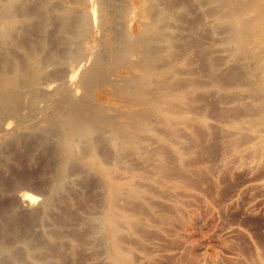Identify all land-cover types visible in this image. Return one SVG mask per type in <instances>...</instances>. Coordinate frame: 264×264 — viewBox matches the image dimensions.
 Listing matches in <instances>:
<instances>
[{
    "label": "rangeland",
    "instance_id": "rangeland-1",
    "mask_svg": "<svg viewBox=\"0 0 264 264\" xmlns=\"http://www.w3.org/2000/svg\"><path fill=\"white\" fill-rule=\"evenodd\" d=\"M9 1L0 0V15L8 17L0 19V89L6 86L9 94L14 89L20 93L15 98L11 95L8 102L0 101L9 107L5 111L10 110L3 112L0 105V131L4 122L10 121L11 126L0 132V264H264V0H96L95 22L86 0H53L55 4L52 0H17L20 5L16 2L10 14ZM239 4L250 18L233 26L235 33L227 15L232 5ZM103 15H107L105 20ZM70 63H81L71 83L67 79ZM9 78L13 80L4 84ZM80 100L100 109L106 106L102 116L113 117V122L111 126L103 122L94 129L96 135L85 133L67 145L65 128L59 122L61 107L72 101L80 104ZM146 100L151 106L147 107ZM138 108L149 110L152 120L148 118L147 128L145 124L132 126ZM13 110L16 115L12 116ZM123 121L125 127L120 129ZM111 127L120 129V134ZM105 166L114 168L120 177L128 178L134 171L133 182L144 188L147 207L153 212L160 210L161 199H178L171 202L174 219L165 225L150 215V230L143 232L139 227L134 234L132 229V235L121 228V250L116 251L106 221L109 183ZM24 193L36 201L26 202ZM183 226L191 236H184Z\"/></svg>",
    "mask_w": 264,
    "mask_h": 264
},
{
    "label": "bare ground",
    "instance_id": "bare-ground-1",
    "mask_svg": "<svg viewBox=\"0 0 264 264\" xmlns=\"http://www.w3.org/2000/svg\"><path fill=\"white\" fill-rule=\"evenodd\" d=\"M25 1V0H24ZM34 1V0H33ZM42 1V0H41ZM75 1H77V0H75ZM81 1V0H80ZM98 2H99V0H97ZM106 1V0H105ZM115 1V0H114ZM134 1V0H133ZM136 1V0H135ZM143 1H145V0H143ZM148 1V0H147ZM154 1V0H153ZM212 1V0H211ZM223 1H225V0H223ZM230 1V0H229ZM232 1V0H231ZM4 2H5V0H4ZM3 2V3H4ZM18 3V1L17 0H10L9 1V3H10V5L8 6V8H7V12L10 14V13H13L12 12V10H14V5H15V3ZM20 3H21V1H19ZM35 2V1H34ZM34 2H33V4H34ZM39 2H40V0H39ZM52 2H53V0H52ZM72 2H74V1H72ZM72 2H70V3H72ZM82 2V1H81ZM83 2H84V0H83ZM86 2H87V4H88V6H89V13L92 15V18H93V21L95 22V20H96V15L97 14H95V13H97V12H95L96 10V0H86ZM103 2V1H102ZM107 2V1H106ZM110 2V1H109ZM141 2V1H140ZM151 2H152V0H151ZM245 2H246V0H245ZM244 2V3H245ZM16 3V4H17ZM22 3H24L23 1H22ZM45 1H44V5H45ZM49 3V2H48ZM54 4H55V2H53ZM52 3V4H53ZM75 3V2H74ZM74 3H72V4H74ZM78 3V2H77ZM108 3V2H107ZM127 3H128V1H127ZM131 3V2H130ZM136 3V2H135ZM138 3V2H137ZM147 3V2H146ZM150 2H148L146 5H148ZM153 3V2H152ZM215 3V2H214ZM219 3V2H218ZM217 3V4H218ZM237 3H239V2H237ZM237 3H234V4H237ZM19 4V3H18ZM26 4H28V2L26 3ZM30 4V3H29ZM32 4V3H31ZM38 4V3H37ZM42 4V5H43ZM51 4V5H52ZM57 4V3H56ZM76 4V3H75ZM99 4V3H98ZM138 4H140V3H138ZM137 4V8H138V5ZM223 4V3H222ZM226 4V3H225ZM248 4H249V2H248ZM253 4V3H252ZM20 5V4H19ZM25 5V4H24ZM35 5V4H34ZM71 5V4H70ZM79 5V4H78ZM101 5V4H100ZM109 5V4H108ZM108 5H107V7H108ZM145 5V4H144ZM143 5V7L145 8V6ZM150 5H152V4H150ZM231 5V4H230ZM238 5V4H237ZM241 4H239V6H231L232 8H231V13L229 14V15H227V17L229 18L228 20H230V26H232V28H233V26L236 28V27H238L239 25L237 24V23H239V21H242L243 20V22H244V20L246 19H249L250 17H248V15H247V17L246 16H244V13L246 14L247 12L245 11L244 12V10L243 9H246L245 8V6H244V8H243V6L241 7L240 6ZM251 5V4H250ZM18 6V5H17ZM67 6H69V5H67ZM76 6V5H75ZM102 6V5H101ZM128 6V5H127ZM134 6V5H133ZM141 6V5H140ZM6 7V6H5ZM22 6H20V8H21ZM28 7V6H27ZM31 7H32V5H31ZM35 7V6H34ZM53 7V6H52ZM129 7V6H128ZM20 8H19V6H18V9L20 10ZM24 8V7H23ZM23 8H21L22 10H23ZM36 8H37V6H36ZM35 8V10H37ZM40 8V7H39ZM50 8V7H49ZM57 8V7H56ZM56 8H54V9H56ZM63 8H65V7H63ZM70 8V7H69ZM105 8V7H104ZM139 8H141V7H139ZM138 8V9H139ZM148 8H150V6L148 7ZM46 10L48 9V7L47 8H45ZM50 9H52V8H50ZM53 9V10H54ZM60 9V8H59ZM109 9H110V7H109ZM126 9V8H125ZM132 9V8H131ZM134 9H135V7H134ZM229 9V8H228ZM17 10V9H16ZM31 10V9H30ZM30 10H28L29 12L28 13H30ZM52 10V11H53ZM66 10H68V9H65V11ZM100 10V9H99ZM98 10V11H99ZM102 10V9H101ZM104 10V9H103ZM136 10V9H135ZM140 11H141V9H139ZM144 10H147V8L146 9H144ZM154 10V9H153ZM152 10V11H153ZM156 10V9H155ZM247 10V9H246ZM4 11V10H3ZM6 11V10H5ZM24 11V10H23ZM22 11V12H23ZM39 11H41V10H39ZM43 11V10H42ZM49 11V10H48ZM47 11V12H48ZM51 11V10H50ZM58 11V10H57ZM111 11V10H110ZM109 11V12H110ZM123 11V10H122ZM128 11V10H127ZM138 11V10H137ZM148 12H150V10H147ZM16 12V11H15ZM19 12V11H18ZM38 12V11H37ZM44 12V11H43ZM85 12V11H84ZM107 12V11H106ZM126 12V11H125ZM23 13H25V12H23ZM28 13H25L26 14V16H28ZM33 13V12H32ZM32 13H31V16H32ZM35 13V12H34ZM41 13V12H40ZM66 13H68V12H66ZM87 13V12H86ZM130 13H132V12H130ZM20 14V13H19ZM22 14V13H21ZM38 14V13H37ZM44 14V13H43ZM42 14V15H43ZM47 14V13H46ZM62 14V13H61ZM60 14V15H61ZM103 14V13H102ZM127 14V13H126ZM136 14V13H135ZM5 16V18H4V16ZM3 15H0L1 17H0V19H2V18H4V19H7L6 18V15L5 14H3ZM15 15V14H14ZM34 15V14H33ZM45 15V14H44ZM101 15V14H100ZM140 15V14H139ZM145 15V14H144ZM147 15H148V13H147ZM147 15H146V17H143V18H147ZM150 15H153V14H150ZM10 16V15H9ZM11 16H12V14H11ZM22 16V15H21ZM41 16V15H40ZM47 16V15H46ZM50 16V15H49ZM52 16V15H51ZM55 16H57V15H55ZM62 16H63V14H62ZM113 16V15H112ZM250 16V15H249ZM13 18L14 17H16V16H12ZM38 17V16H37ZM65 17V16H64ZM63 17V18H64ZM84 17V16H83ZM101 17H102V15H101ZM244 17H246V18H244ZM35 18V17H34ZM42 18V17H41ZM47 18V17H46ZM48 18H50V17H48ZM75 18V17H74ZM107 18V15H103V19L105 20ZM111 18V17H110ZM150 18V17H149ZM148 18V19H149ZM153 17H151V19H152ZM4 19H3V21H4ZM23 19H24V16H23ZM25 19H26V17H25ZM28 19H30L29 21H31L32 19H33V17H32V19L29 17ZM40 19V18H39ZM90 19V18H89ZM113 19V18H112ZM119 19V18H118ZM120 19H122V18H120ZM125 19H126V17H125ZM129 19H130V17H129ZM128 19V20H129ZM37 20V19H36ZM48 20V19H47ZM53 20V19H52ZM51 20V21H52ZM103 20V23L105 22ZM114 20H116V19H114ZM145 20V19H144ZM227 20V19H226ZM245 20V21H246ZM8 21V23L10 22V21H12L11 20V18H10V20L8 19L7 20ZM18 21V20H17ZM16 21V22H17ZM20 21H22V19H20ZM42 21V20H41ZM46 21V20H45ZM51 21H49V22H51ZM87 21H88V19H87ZM102 21V20H101ZM107 21V20H106ZM112 21V20H111ZM140 21V20H139ZM248 21H250V20H248ZM258 21V20H257ZM5 22H6V20H5ZM14 22V21H13ZM15 22V23H16ZM47 23H49L48 21H46ZM121 22V21H120ZM127 22H129V21H127ZM131 22V21H130ZM136 22H137V20H136ZM247 22V21H246ZM251 22V21H250ZM250 22H248V25H246V26H249V23ZM262 22H263V20H262ZM262 22H261V24H262ZM7 23V22H6ZM10 23H12V22H10ZM9 23V24H10ZM23 23H24V21H23ZM22 23V24H23ZM25 23H26V20H25ZM27 23H28V21H27ZM27 23H26V25H27ZM34 23V22H33ZM62 23V22H61ZM102 23V24H103ZM112 23H114V22H112ZM1 24V23H0ZM18 24V23H17ZM19 24H21V23H19ZM35 24H36V22H35ZM38 24V23H37ZM50 24H52V23H50ZM68 24H71V23H68ZM106 24H107V22H106ZM239 24H241L242 25V23H239ZM34 25V24H33ZM32 24L30 25V27L31 26H33ZM39 25V24H38ZM64 25V24H63ZM62 25V26H63ZM114 25V24H113ZM132 25V24H131ZM25 26V25H24ZM24 26H23V28H24ZM51 26V25H50ZM65 26V25H64ZM64 26H63V28H64ZM70 26H72V25H70ZM156 26H157V24H156ZM229 26V25H228ZM245 26V27H246ZM252 26H253V24H252ZM252 26H250V27H252ZM0 27H1V25H0ZM4 27V26H3ZM16 27V26H15ZM26 27V26H25ZM28 27V26H27ZM29 27V28H30ZM35 27V26H34ZM40 27V26H39ZM42 27V26H41ZM52 27V26H51ZM67 27H69V25L67 26ZM142 27V26H141ZM144 27V26H143ZM142 27V28H143ZM2 28V27H1ZM22 28V29H23ZM36 28H38V27H36ZM48 28V27H47ZM66 28V27H65ZM71 28V27H70ZM69 28V30H71ZM152 28V27H151ZM150 28V29H151ZM263 28V27H262ZM7 29V28H6ZM15 29V28H14ZM28 29V28H27ZM34 29V28H33ZM42 29V28H41ZM61 29H62V27H61ZM86 29H88V28H86ZM145 29V28H144ZM230 29V31H231V28H229ZM239 29V28H238ZM240 29H242L241 27H240ZM3 30V29H2ZM36 30H39V29H36ZM63 30V29H62ZM68 30V29H67ZM103 30H106V27H105V29H103ZM152 30V29H151ZM233 30H235V33H236V30L237 29H234L233 28ZM232 30V31H233ZM244 30V29H243ZM4 31V30H3ZM6 31V30H5ZM4 31V32H5ZM23 30H21V31H19V32H22ZM35 31V30H34ZM126 31V30H125ZM140 31V30H139ZM2 32V31H1ZM37 32V31H36ZM39 33H43L44 34V32L43 31H38ZM38 32H37V34H38ZM46 32H48L47 34H49L50 32H49V30L47 31V29H46ZM84 32V31H83ZM105 32V31H104ZM127 32V31H126ZM234 32V31H233ZM9 33V32H8ZM7 33V34H8ZM10 33H12V32H10ZM9 33V34H10ZM70 33V32H69ZM106 33V32H105ZM107 33H109V32H107ZM130 33V32H129ZM143 33V32H142ZM147 33V32H146ZM153 33V32H152ZM239 33V32H238ZM104 34V33H103ZM132 34V33H131ZM140 34V33H139ZM232 34V33H231ZM234 34V33H233ZM240 34H241V32H240ZM239 34V35H240ZM3 35V34H2ZM2 35H1V37H2ZM40 35V34H39ZM110 35V34H109ZM147 35V34H146ZM236 35H238V34H236ZM235 35V37H238V36H236ZM244 35V34H243ZM7 36V35H6ZM9 36V35H8ZM38 36V35H37ZM49 36V35H48ZM83 36H84V34H83ZM104 36H105V34H104ZM107 36V35H106ZM125 36V35H124ZM132 36V35H131ZM135 36V35H134ZM148 37H149V35H147ZM11 37V36H10ZM9 37V38H10ZM27 37H30V36H27ZM34 37V36H33ZM42 38H44L43 36H41ZM40 37V38H41ZM47 37V36H46ZM161 37V36H160ZM242 37H244V36H242ZM5 38H7V37H5ZM15 38V37H14ZM23 38V37H22ZM39 38V37H38ZM101 38V37H100ZM104 38V37H103ZM137 38V37H136ZM233 38V37H232ZM232 38H230V39H232ZM239 38V37H238ZM237 38V39H238ZM2 38H0V40H1ZM24 39H26V38H24ZM37 39V38H36ZM127 39V38H126ZM125 39V40H126ZM163 39V38H162ZM240 39V38H239ZM6 40V39H5ZM28 40V39H27ZM31 40V39H30ZM93 40V39H92ZM103 40V39H102ZM136 40V39H135ZM140 40V39H139ZM233 40V39H232ZM7 41V40H6ZM34 41V40H33ZM41 41H44V40H41ZM8 42V41H7ZM7 42H5V43H7ZM11 42H12V40H11ZM14 42H19V41H14ZM23 42V41H22ZM29 42V41H28ZM46 42V41H45ZM51 42V41H50ZM108 42V41H107ZM10 43V42H9ZM24 43V42H23ZM33 43V42H32ZM34 43H35V41H34ZM119 43V42H118ZM137 43H139V42H137ZM149 43V42H148ZM12 44V43H11ZM18 44V43H17ZM20 44V43H19ZM42 44V43H41ZM94 44V43H93ZM151 44V43H150ZM149 44V45H150ZM30 45V44H29ZM127 45V44H126ZM15 45L13 44V47H14ZM24 46V45H23ZM41 46V45H40ZM45 46V45H44ZM1 47V46H0ZM43 47V46H42ZM129 47V46H128ZM138 47V46H137ZM145 47V46H144ZM17 48V47H16ZM31 48V47H30ZM145 48H147V47H145ZM150 48V47H149ZM7 49V48H6ZM5 49V50H6ZM115 48H113V50H114ZM117 49V48H116ZM8 50V49H7ZM25 50V49H24ZM32 50V52H33V49H31ZM36 50H38V49H36ZM112 50V51H113ZM141 50V49H140ZM151 50V49H150ZM154 50V49H153ZM11 52V51H10ZM23 52V51H22ZM24 52H26V50L24 51ZM28 52V51H27ZM41 52V51H40ZM114 52V51H113ZM133 52V51H132ZM142 52V51H141ZM151 52V51H150ZM7 53H9V52H7ZM125 53V52H124ZM128 53V52H127ZM146 53H147V51H146ZM11 54V53H10ZM31 54V53H30ZM92 54V53H91ZM129 54V53H128ZM29 55V54H28ZM97 55V54H96ZM125 55V54H124ZM135 55V54H134ZM10 56V55H9ZM36 56V55H35ZM104 56V55H103ZM146 56V55H145ZM23 57H25V56H23ZM41 57V56H40ZM43 57V56H42ZM119 57H121V56H119ZM127 57V56H126ZM4 58V57H3ZM27 58V57H26ZM35 58H37V57H35ZM53 58V57H52ZM52 58H50V59H52ZM86 58V57H85ZM129 58H130V56H129ZM9 59V58H8ZM22 59V58H21ZM38 59V58H37ZM88 59V58H87ZM104 59V58H103ZM114 59V58H113ZM131 59H132V57H131ZM25 60V58L22 60V61H24ZM32 60H34V59H32ZM47 60V59H46ZM90 60V59H89ZM120 60V59H119ZM129 60V59H128ZM137 60V59H136ZM6 61V60H5ZM4 61V62H5ZM45 61V60H44ZM87 61V60H86ZM94 61V60H93ZM134 61V60H133ZM138 61V60H137ZM153 61V60H152ZM9 62H12L13 63V61H9ZM25 62H26V60H25ZM24 62V63H25ZM33 62V61H32ZM46 62V61H45ZM51 62V61H50ZM78 62V61H77ZM81 62V61H80ZM97 62V61H96ZM127 62H129V61H127ZM132 62V61H131ZM136 62V61H135ZM47 63V62H46ZM55 63V62H54ZM73 63V62H72ZM82 63V62H81ZM81 63H76L75 65H72L71 63V71L69 72V74L67 75L68 76V81L71 83L72 81H73V79L75 78L74 76H76L75 74H77L78 72H77V70H79V68L81 67ZM84 63V62H83ZM87 63V62H86ZM98 63H99V61H98ZM123 63V62H122ZM137 63V62H136ZM142 63V62H141ZM148 63V62H147ZM169 63V62H168ZM1 64V63H0ZM39 64V63H38ZM68 64V63H67ZM155 64H157V63H155ZM2 65V64H1ZM13 65V64H12ZM26 65V64H25ZM29 65H31V64H29ZM29 65H28V68H29ZM33 65H34V63H33ZM42 65V64H41ZM84 65H85V63H84ZM95 65H96V63H95ZM167 65H169V64H167ZM5 66H6V64H5ZM13 66H15V65H13ZM67 66V65H66ZM83 66V65H82ZM100 66V65H99ZM115 66V65H114ZM18 67V66H17ZM97 67V66H96ZM120 67H122V66H120ZM132 67H134V66H132ZM131 67V68H132ZM142 67V66H141ZM10 68H13V67H11L10 66ZM15 68V67H14ZM34 68V67H33ZM41 68H42V66H41ZM101 68V67H100ZM125 68V67H124ZM3 69V68H2ZM37 69V68H36ZM91 69H93V68H91ZM155 69V68H154ZM153 69V70H154ZM4 70V69H3ZM8 70H9V67H8V69H7V73H8ZM12 70V69H11ZM15 70V69H14ZM14 70H12V71H14ZM27 70V69H26ZM39 70H40V68H39ZM113 70V69H112ZM132 70H134V69H132ZM11 71V72H12ZM17 71H20V70H17ZM36 71V70H35ZM155 71V70H154ZM153 71V72H154ZM160 71V70H159ZM9 72H10V70H9ZM16 72V71H15ZM93 72V71H92ZM112 72V71H111ZM115 72V71H114ZM136 72H138V71H136ZM136 72H135V75H136ZM140 72V71H139ZM144 72V71H143ZM150 72H151V69H150ZM157 72V71H156ZM161 72V71H160ZM5 73V72H4ZM30 73V72H29ZM35 74H36V76H37V73L36 72H34ZM90 73V72H89ZM131 73V72H130ZM129 73V74H130ZM172 73V72H171ZM12 74H13V72H12ZM15 74V73H14ZM24 74V73H23ZM22 74V76H24ZM46 74V73H45ZM102 74V73H101ZM106 74V73H105ZM117 74V73H116ZM133 74H134V71H133ZM132 74V75H133ZM175 74V73H174ZM5 75V74H4ZM9 75V74H8ZM33 75V74H32ZM121 75V74H120ZM125 75H127L126 74V72H125ZM131 75V74H130ZM131 75V76H132ZM139 75H140V73H139ZM138 75V76H139ZM146 75V74H145ZM21 76V75H20ZM21 76V77H22ZM42 76V75H41ZM89 76H91V75H89ZM101 77H102V75H100ZM114 76V75H113ZM116 76V75H115ZM117 76H118V74H117ZM160 76V75H159ZM166 76H167V74H166ZM2 77V76H1ZM13 76H11V78H12ZM30 77H32V76H30ZM38 77V76H37ZM85 77V76H84ZM119 77H121V76H119ZM125 77V76H124ZM134 77V76H133ZM11 78H9L10 80L9 81H3L4 82V84H6V83H9L11 80H13L14 79V77H13V79H11ZM23 78V77H22ZM42 78V77H41ZM99 78V77H98ZM111 78H112V76H111ZM115 78V77H114ZM113 78V79H114ZM122 78V77H121ZM2 79H4V78H2ZM16 79H18V78H16ZM100 79V78H99ZM102 79H104L105 80V78L103 77ZM107 79V78H106ZM117 79V78H116ZM120 79V78H119ZM124 79V78H123ZM126 79V78H125ZM129 80H130V78H128ZM168 79V78H167ZM19 80V79H18ZM18 80H16V81H18ZM101 80V79H100ZM122 80V79H121ZM129 80H126V81H129ZM135 80V79H134ZM22 80H20V82H21ZM26 81V80H25ZM25 81H23V83L25 82ZM37 81V80H36ZM35 81V82H36ZM67 81V82H68ZM80 81V80H79ZM83 81V80H82ZM103 81V80H102ZM109 81V80H108ZM110 81H112V80H110ZM131 81H132V79H131ZM140 81V80H139ZM15 82V81H14ZM27 82V81H26ZM32 82V81H31ZM86 82V81H85ZM94 82V81H93ZM113 82H116V81H113ZM120 83H121V81H119ZM130 82V81H129ZM128 82V83H129ZM138 82V81H137ZM86 83H88V82H86ZM85 83V84H86ZM104 83V82H103ZM109 83V82H108ZM131 83H133V82H131ZM1 84L2 85H4L2 82H1ZM17 84V83H16ZM21 83H19V85H20ZM25 84V83H24ZM34 84V83H33ZM32 84V85H33ZM42 84H44V83H42ZM49 84V83H48ZM106 84H107V82H106ZM112 84V83H111ZM114 84V83H113ZM170 84V83H169ZM18 85V84H17ZM16 85V87L17 88H19L18 86ZM87 85V84H86ZM104 85V84H103ZM122 85V84H121ZM140 85V84H139ZM143 85V84H142ZM15 86V85H14ZM24 86V85H23ZM28 86V88H29V85H27ZM39 86V85H38ZM73 86V85H72ZM75 86V85H74ZM73 86V87H74ZM89 86H91L90 84H89ZM120 85L118 84V87H119ZM132 86V85H131ZM2 87V86H1ZM6 88V86H3L2 87V89H5ZM78 87V86H77ZM117 87V88H118ZM162 88H163V85L161 86ZM30 88H32V87H30ZM34 88V87H33ZM32 88V90H34ZM45 88V87H44ZM101 88V87H100ZM107 88V87H106ZM116 88V87H115ZM134 88H136V87H134ZM134 88L132 89V90H134ZM139 88V87H138ZM2 89H0V101H2V100H5V102L7 101H9L10 99H12V98H10L9 99V97L11 96V95H14L13 96V98H15V96H18L19 95V93H20V91H18V90H16V89H14L13 90V93L12 94H9V92H7V88L5 89V90H3L2 91ZM113 89V88H112ZM145 89V88H144ZM153 89V88H152ZM20 90V89H19ZM75 90H76V88H75ZM87 89H85V91H86ZM89 90V89H88ZM92 90V89H91ZM94 90V89H93ZM125 90V89H124ZM124 90H121V91H124ZM131 90V91H132ZM25 91V90H24ZM84 91V92H85ZM107 91V90H106ZM110 91V90H109ZM118 91V90H117ZM145 91V90H144ZM153 90H151V92H152ZM23 92V91H22ZM39 92V91H38ZM72 92V91H71ZM129 92V91H128ZM133 92V91H132ZM25 93V92H24ZM29 93V92H28ZM73 93V92H72ZM77 93V92H76ZM111 93V92H110ZM119 93V92H118ZM126 93V92H125ZM134 93H135V90H134ZM150 93V92H149ZM9 94V95H8ZM86 95H87V93H85ZM121 94V93H120ZM124 94V93H123ZM161 94V93H160ZM159 94V96H161V97H163L162 95H160ZM26 95V94H25ZM74 95V94H73ZM91 95V94H90ZM117 95V94H116ZM119 95V94H118ZM151 95V94H150ZM163 95H165V94H163ZM35 96H37L36 94H35ZM70 96V95H69ZM78 96V95H77ZM127 96V95H126ZM125 96V97H126ZM152 96V95H151ZM158 95L156 94V97H157ZM175 95H173V97H174ZM12 97V96H11ZM80 97V96H79ZM88 97V96H87ZM108 97V96H107ZM118 97V96H117ZM122 97V96H121ZM153 97V96H152ZM185 97V96H184ZM29 98V97H28ZM33 98V97H32ZM94 98H96V97H94ZM94 98H92L91 100H93ZM128 98V97H127ZM165 97H163V99H164ZM8 99V100H7ZM72 99V98H71ZM89 99V98H88ZM110 99V98H109ZM112 99V98H111ZM126 99V98H125ZM147 99H148V97H147ZM158 99V98H157ZM177 99V98H176ZM38 100V99H37ZM79 100V99H78ZM83 100V99H82ZM82 100H80V104L78 103V101L76 102V101H72V103L70 104V105H68V106H66V107H61V119L59 120V122H60V124H62L63 126H64V128H65V131H64V138H65V141H66V143H64V144H67V145H70L71 143L73 144V140L74 139H77V137L78 136H82L83 134H85V133H88L89 134V132H91L92 133V131H94V129H96V130H98L96 127H98L100 124H103V122H104V124H108L109 123V126H111V122H113V117H110V116H107V117H105L104 115V117L102 116V113H103V111H105L106 112V109L105 110H102V108H106V106H104V105H102V108L100 109L99 107H101V106H95V104L93 103V105H88V104H90V103H88V104H81L82 103ZM104 100V99H103ZM106 100H107V98H106ZM127 100V99H126ZM181 100H182V98H181ZM27 101V100H26ZM30 101V100H29ZM28 101V102H29ZM35 101V100H34ZM69 101V100H68ZM94 101V100H93ZM97 101V100H96ZM102 101V100H101ZM110 101V100H109ZM113 101V100H112ZM121 101V100H120ZM142 101V100H141ZM155 101V100H154ZM3 103V104H0L1 105V109L3 110V112H8V111H10V110H7V111H5L6 109H9V107L8 108H6V103ZM65 102V101H64ZM83 102H85L84 100H83ZM98 102V101H97ZM103 102V101H102ZM116 102V101H115ZM123 102V101H122ZM130 102H132V101H130ZM137 102H139V101H137ZM160 102V101H159ZM56 103H58V102H56ZM70 103V102H69ZM99 103V102H98ZM104 103V102H103ZM133 103V102H132ZM144 103H146L148 106L147 107H149V106H151V104H152V102L149 100V101H145ZM164 102H162V105H164L163 104ZM24 104V103H23ZM55 104V103H54ZM116 104V103H115ZM119 104V103H118ZM126 104V103H125ZM124 104V105H125ZM168 104V103H167ZM171 105H172V102L170 103ZM17 105V104H16ZM29 105V104H28ZM65 105V104H64ZM98 105H100V104H98ZM113 105H114V103H113ZM166 105V104H165ZM18 106H20V105H18ZM132 105H130L129 107H131ZM155 106V105H154ZM113 107H115V106H113ZM128 107V108H129ZM134 107V106H133ZM164 107V106H163ZM166 107V106H165ZM12 108H13V106H12ZM59 108V107H58ZM135 108V107H134ZM140 108V107H139ZM138 108V112H136V114L134 115L135 116V118H134V124L132 125V126H143L144 124L146 125V127H145V125H144V127L145 128H147V121H149L150 120V118H152V117H148L149 116V110H147V109H142V110H140ZM156 108H157V106H156ZM172 108V107H171ZM175 108V107H174ZM24 109V108H23ZM112 109V108H111ZM109 110V111H112V110ZM114 109V108H113ZM119 109V108H118ZM129 109H131V108H129ZM158 109H160L159 107H158ZM128 110V109H127ZM134 110V109H133ZM161 110V109H160ZM1 111V110H0ZM60 111V110H59ZM135 111V110H134ZM156 111V110H155ZM167 111V110H166ZM166 111H165V113H166ZM178 111V110H177ZM2 111H1V114L3 113ZM104 112V113H105ZM115 112V111H114ZM113 112V113H114ZM122 112H124L123 110H122ZM127 112V111H126ZM129 112V111H128ZM158 112V111H157ZM163 112V111H162ZM179 112V111H178ZM178 112H177V114H178ZM10 113V112H9ZM130 113V112H129ZM133 114H134V112H132ZM161 113V112H160ZM169 113V112H168ZM15 113H14V110L13 111H11V113H10V115H14ZM152 114V113H151ZM159 114V113H158ZM4 115H5V113H4ZM16 115V114H15ZM126 115H127V113H126ZM175 115V114H174ZM9 116V114L7 115V117ZM12 116H10V117H12ZM129 116V115H128ZM153 116V115H152ZM2 117H4V116H2ZM6 117V116H5ZM117 117V116H116ZM119 117V116H118ZM155 117V116H154ZM161 117V116H160ZM168 117V116H167ZM114 118H115V116H114ZM130 118V117H129ZM148 118H149V120H148ZM158 118V117H157ZM165 118V117H164ZM116 119L117 118H115L114 120L116 121ZM120 119H121V117H120ZM126 119H128L127 117H126ZM131 119V118H130ZM168 119V118H167ZM166 119V120H167ZM7 120V119H6ZM47 120V119H46ZM152 120V119H151ZM150 120V121H151ZM160 120V119H159ZM169 120V119H168ZM167 120V121H168ZM55 121V120H54ZM122 121V120H121ZM129 121H131L132 122V120H128V122ZM162 121V120H161ZM26 122V121H25ZM49 122V121H48ZM47 122V123H48ZM154 122H156V117H155V121H153V123ZM12 123V122H11ZM43 123V122H42ZM122 123V122H121ZM126 123V122H125ZM133 123V122H132ZM131 123V124H132ZM30 124V123H29ZM59 124V123H58ZM123 125H121V124H119V127H120V129H121V127L122 126H124V121H123V123H122ZM130 124V125H131ZM150 124V123H149ZM151 125V124H150ZM15 126V125H14ZM19 126V125H18ZM35 126V125H34ZM47 126V125H46ZM51 126V125H50ZM106 126V125H105ZM108 125H107V127H109ZM115 126V125H114ZM127 126H129L128 124H127ZM152 126H153V124H152ZM9 127H11L10 126V121H8V122H4L3 123V125H2V128H1V131L0 132H3V131H8V129H9ZM116 127H118L117 125H116ZM116 127H114V128H112V130L111 131H113V132H118V135L120 134L119 132H120V129H119V131H117L115 128ZM125 127V126H124ZM129 129H132V128H129ZM10 130V129H9ZM95 130V131H96ZM101 130V129H100ZM125 130V129H124ZM128 130V129H127ZM137 130H139V129H137ZM95 131L93 132L94 134H95ZM102 131V130H101ZM100 131V132H101ZM123 131V130H122ZM121 131V132H122ZM126 131V130H125ZM103 132V131H102ZM127 132V131H126ZM131 132V131H130ZM136 132V131H135ZM138 132V131H137ZM92 133V134H93ZM139 133H140V130H139ZM108 134V133H107ZM117 134V133H116ZM125 134H127V133H125ZM131 133H129L127 136H129ZM96 135V134H95ZM109 135H111V134H109ZM114 135V134H113ZM133 135H135V134H133ZM139 135V134H138ZM85 136V135H84ZM88 136V135H87ZM125 136V135H124ZM118 137H120V136H118ZM134 137V136H133ZM136 137V136H135ZM140 137V136H139ZM79 138V137H78ZM85 138V137H84ZM91 138V137H90ZM117 138V137H116ZM125 138V137H124ZM141 138V137H140ZM140 138H138V139H140ZM114 139V138H113ZM119 139V138H118ZM78 140V139H77ZM115 141V140H114ZM122 141V140H121ZM116 142H117V140H116ZM133 142V141H132ZM63 143V142H62ZM135 143V142H134ZM71 144V145H72ZM115 144V143H114ZM77 144H75V146H76ZM121 146H122V144H121ZM130 146V145H129ZM135 146V145H134ZM67 148H68V146H66ZM74 147V146H73ZM125 147V146H124ZM162 147V146H161ZM165 147V146H164ZM135 148H138L137 146L135 147ZM140 149V148H139ZM148 149V148H147ZM155 149V148H154ZM153 149V150H154ZM174 149V148H173ZM176 149V148H175ZM70 150V149H69ZM138 150V149H137ZM160 150V149H159ZM164 150V149H163ZM169 150V149H168ZM141 151V150H140ZM147 151V150H146ZM170 151H171V149H170ZM69 152V151H68ZM147 152H149V151H147ZM151 152V151H150ZM71 153V152H70ZM69 153V154H70ZM133 153V152H132ZM136 153V152H135ZM134 153V154H135ZM152 153V152H151ZM141 154H143L142 152H141ZM150 154V153H149ZM158 153H156V155H157ZM160 154V153H159ZM182 154V153H181ZM151 155V154H150ZM155 155V154H154ZM165 155V154H164ZM90 156H91V154H90ZM89 156V157H90ZM137 156V155H136ZM143 156V155H142ZM148 156V155H147ZM158 156H160V155H158ZM170 156V155H169ZM176 156V155H175ZM93 157V156H92ZM95 157V156H94ZM133 157V156H132ZM138 157V156H137ZM137 157H135L134 156V158H137ZM157 157V156H156ZM156 157H153V158H156ZM171 157V156H170ZM172 157H173V155H172ZM120 158V157H119ZM142 158V157H141ZM164 158H165V156H164ZM138 159H139V157H138ZM150 159V158H149ZM158 159V158H157ZM160 159V158H159ZM165 159H167V158H165ZM165 159H162V160H165ZM172 159V158H171ZM122 160V159H121ZM151 161H153V159H150ZM156 160V159H155ZM135 161V160H134ZM175 161L176 160H174V163H175ZM179 161H180V157H179ZM136 162V161H135ZM143 162H144V159H143ZM160 162V161H159ZM172 162V161H171ZM170 162V163H171ZM178 162V161H177ZM91 163V162H90ZM101 163V162H100ZM137 163V162H136ZM139 163H141V162H139ZM149 163H151V162H149ZM153 163V162H152ZM155 163V162H154ZM165 163V162H164ZM163 163V164H164ZM167 163H169V161L167 162ZM98 164V163H97ZM118 164V163H117ZM156 164V163H155ZM161 164V163H160ZM162 164V165H163ZM171 164H173V163H171ZM93 165V164H92ZM103 165V164H102ZM112 165V164H111ZM110 165V166H111ZM125 165V164H124ZM129 165V164H128ZM148 165V164H147ZM147 165H145L146 167V169H147ZM151 165V164H150ZM149 165V166H150ZM166 165V164H165ZM174 165V164H173ZM118 166V165H117ZM117 166H115V167H117ZM139 166H140V164H139ZM152 167H153V164L151 165ZM169 166V165H168ZM180 166V165H179ZM100 167H102V166H100ZM99 167V168H100ZM113 167V166H112ZM119 167V166H118ZM144 167V166H143ZM142 167V168H143ZM156 167V166H155ZM164 167V166H163ZM103 168V167H102ZM120 168V167H119ZM118 168V169H119ZM125 168V167H124ZM154 168V167H153ZM166 168V167H165ZM172 168H174V167H172ZM135 169H136V167H135ZM139 169V168H138ZM144 169V168H143ZM151 169V168H150ZM149 169V170H150ZM160 169V171L161 170H163V169H161V168H159ZM123 170V169H122ZM126 170V169H125ZM132 170V169H131ZM140 170H142L141 168H140ZM152 170V169H151ZM154 170H155V168H154ZM101 171H103V170H101ZM104 171H105V173H106V175H107V179H108V185H109V199H108V208H107V210H106V215H107V217H106V221L108 222V225H107V227L109 228V234H110V240H111V243L112 244H114V247H115V249H116V251H120L121 250V248H120V245H119V242H122V239H121V235L120 234H122L120 231H121V228L122 229H124V227L125 228H127L126 230H128L127 231V233L129 232L130 234H131V231H132V229H133V234H134V231L136 230H138L137 228H139V227H141L142 229H143V232H144V230H145V228L147 229L151 224H149L148 223V221H150L151 219H149V217H150V215H153V219H155V217H157L156 219H158V220H160L159 222H162V221H164V224H165V222L168 220H170L171 218H173L174 216H172L174 213H172L171 212V208H174V206L173 205H171L173 202V200L176 202L177 200H175V198H174V196H176V195H174L172 198H174L172 201L169 199H165V200H160V202H158L159 204H160V210H158V209H156V211H158V212H153L152 210H149V208L151 207H147V203H146V198H148V194L146 195V193H145V190H144V188H142V186H140V185H138V181H136V182H133V176H132V174L134 173V171H133V173L129 176L128 175V178H126L127 176H125V174H123L124 176H125V178L123 179V177H120L119 175H121V174H119V172H118V174L119 175H115L116 173H115V169L114 168H112V169H110V168H107L106 166H105V169H104ZM143 171V170H142ZM146 171H148V170H146ZM167 171V170H166ZM174 171H176V169L174 170ZM141 172V171H140ZM155 172V171H154ZM159 172V171H158ZM157 171H156V175L157 174H159ZM162 172V171H161ZM123 173V172H122ZM125 173H126V171H125ZM167 173V172H166ZM169 173V172H168ZM176 173H178L177 175H179L180 173L179 172H177L176 171ZM182 173H183V171H182ZM185 173V172H184ZM135 175H136V173H134ZM138 174V173H137ZM144 174H145V172H144ZM148 174V173H147ZM164 174H165V172H164ZM172 174H175V173H172ZM189 174V173H188ZM163 175V174H162ZM183 175H186V174H183ZM119 176V177H118ZM133 178H132V177ZM167 176V175H166ZM188 176V175H187ZM189 176H191V175H189ZM136 177V176H135ZM152 177V176H151ZM172 177V176H171ZM173 177H174V175H173ZM172 177V178H173ZM179 177V176H178ZM177 177V178H178ZM186 176H184L183 178H185ZM141 178H142V176H141ZM143 178H144V176H143ZM157 178V177H156ZM172 178H171V180H172ZM176 178V177H175ZM181 178V177H180ZM179 178V179H180ZM135 179V178H134ZM174 179V178H173ZM138 180H140V179H138ZM144 180H145V178H144ZM149 180V179H148ZM154 180V179H153ZM156 180V179H155ZM166 180V179H165ZM169 180V179H168ZM170 180V181H171ZM187 180V179H186ZM135 181V180H134ZM157 181H159V180H157ZM162 181V180H161ZM164 181V180H163ZM193 181V180H192ZM180 182V181H179ZM184 182H185V179H184ZM189 183H190V185H191V180H189L188 181ZM196 182V181H195ZM194 182V183H195ZM200 182V181H199ZM148 183V182H147ZM150 183H152V181L150 182ZM155 183V182H154ZM173 183H175V182H173ZM178 183V182H177ZM177 183H176V185H177ZM194 183H192L193 185H194ZM198 183V182H197ZM140 184V183H139ZM156 184V183H155ZM163 184H165V186H166V183H163ZM169 184V183H168ZM171 184V183H170ZM143 185V184H142ZM148 185H149V183H148ZM160 185H162V183L160 184ZM176 185H172V186H176ZM153 186V185H152ZM164 186V187H165ZM179 186V185H178ZM189 186V185H188ZM144 187H145V185H144ZM150 188H151V186H149ZM148 187V188H149ZM158 187V186H157ZM161 187V186H160ZM164 187H162L163 188V190H164ZM167 187V186H166ZM168 187H169V185H168ZM170 187H171V185H170ZM169 187V188H170ZM146 188V187H145ZM149 188V189H150ZM156 188V187H155ZM159 188V187H158ZM157 188V189H158ZM173 188V187H172ZM152 189V188H151ZM176 189H179V188H177L176 187ZM154 190V189H153ZM168 189L166 188V190L165 191H167ZM146 191H147V189H146ZM152 191V190H151ZM160 191V190H159ZM170 191V190H169ZM175 192H176V190H175ZM177 193V192H176ZM180 193V192H179ZM149 194H152V193H149ZM157 194V193H156ZM158 194H159V192H158ZM162 194V193H161ZM165 194V193H164ZM163 194V195H164ZM155 195V194H154ZM162 195V196H163ZM169 195V194H168ZM23 199L27 202H35L36 201V197L35 196H33L32 194H29V193H24L23 195ZM149 196H152V195H149ZM159 196V195H158ZM165 196H166V194H165ZM171 196V195H170ZM154 197V196H153ZM161 197V196H160ZM152 198V197H151ZM158 198V197H157ZM163 199H164V196L162 197ZM154 199V198H153ZM152 199V200H153ZM148 200H150V198L148 199ZM147 200V201H148ZM158 200V199H157ZM24 201V202H25ZM159 201V200H158ZM172 202V203H171ZM149 203V202H148ZM154 203V202H153ZM151 204V203H150ZM157 204V203H156ZM179 204V203H178ZM155 205V204H154ZM157 206V205H156ZM182 206V205H181ZM158 207V206H157ZM156 207V208H157ZM179 207V206H178ZM183 207V206H182ZM150 209H153V208H150ZM182 209V208H181ZM129 210H131L132 211V215H130V213L128 214V211ZM153 210H155V209H153ZM183 211V210H182ZM172 213V214H171ZM178 213V212H177ZM180 213V212H179ZM184 213V212H183ZM171 214V215H170ZM178 215V214H177ZM182 215V214H181ZM186 215V214H185ZM189 215V214H188ZM172 216V217H171ZM179 216V215H178ZM182 217V216H181ZM186 217V216H185ZM152 218V217H151ZM179 218V217H178ZM155 219V221L156 222H158L157 220ZM174 219V218H173ZM181 220V219H180ZM185 220H186V218H185ZM167 221V222H168ZM172 221V220H171ZM189 221V220H188ZM174 222H176L175 220H174ZM178 222V221H177ZM186 222H187V220H186ZM152 223V222H151ZM183 223V222H182ZM154 224H156V223H154ZM160 224V223H159ZM167 224H170V223H167ZM176 224V223H175ZM158 225V224H157ZM166 225V224H165ZM173 225V224H172ZM181 225H183V224H181ZM160 226H161V224H160ZM170 226V225H169ZM179 226V225H178ZM185 226V225H184ZM183 226V228L185 229V231H184V236L186 235L187 236V234H188V231H187V234H186V228ZM144 227V228H143ZM152 227H153V225H152ZM158 227V226H157ZM167 227V226H166ZM182 227V226H181ZM163 228H164V226H163ZM176 228V227H175ZM187 229H188V227H187ZM141 230V229H140ZM140 230H138V231H140ZM148 231L150 230V229H147ZM157 230H159V229H157ZM163 230V229H162ZM170 230V229H169ZM168 230V231H169ZM137 231V232H138ZM146 231V230H145ZM153 231V230H152ZM165 231V230H164ZM173 231V230H172ZM179 231H180V229H179ZM137 232H135V233H137ZM147 232V231H146ZM154 232V231H153ZM157 232V231H156ZM166 232V231H165ZM108 233V232H107ZM158 233V232H157ZM145 234V233H144ZM159 234V233H158ZM158 234H157V236H158ZM180 234V233H179ZM123 235V234H122ZM125 235H126V233H125ZM128 235V234H127ZM132 235V234H131ZM137 236L139 235V233L138 234H136ZM143 235V234H142ZM142 235H139L140 236V238H142L141 236ZM149 235H150V233H149ZM149 235H148V237H149ZM168 235V234H167ZM171 235V234H170ZM173 235H175V234H173ZM172 235V236H173ZM190 235V233L188 234V236ZM109 236V235H108ZM134 236V235H133ZM138 236V237H139ZM145 236V235H144ZM143 236V237H144ZM164 236H166V235H164ZM191 236V235H190ZM126 237H128V236H126ZM167 237V236H166ZM129 238V237H128ZM134 238H135V236H134ZM124 239V238H123ZM132 239H133V237H132ZM143 239H145V238H143ZM181 239V238H180ZM184 239V238H183ZM188 239V238H187ZM128 240V239H127ZM136 242L138 241H140V240H136V238L134 239ZM178 240V239H177ZM144 241H146V240H144ZM126 242H129V241H126ZM132 242V241H131ZM135 242V243H136ZM151 242V241H150ZM179 242V241H178ZM181 242L182 243H184L183 242V240H181ZM186 242V241H185ZM145 243V242H144ZM187 243H188V241H187ZM133 244H134V242H133ZM140 244V243H139ZM181 244V243H180ZM143 245V244H142ZM141 245V246H142ZM147 245V244H146ZM154 246V245H153ZM184 246V245H183ZM144 247H145V245H144ZM150 247V246H149ZM183 248V247H182ZM142 249V248H141ZM146 249V248H145Z\"/></svg>",
    "mask_w": 264,
    "mask_h": 264
}]
</instances>
